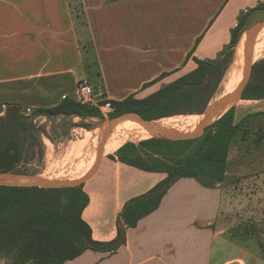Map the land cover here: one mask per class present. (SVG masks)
<instances>
[{
  "label": "crops",
  "instance_id": "0c3cea01",
  "mask_svg": "<svg viewBox=\"0 0 264 264\" xmlns=\"http://www.w3.org/2000/svg\"><path fill=\"white\" fill-rule=\"evenodd\" d=\"M81 1L87 24L80 32L69 0H0V104H17L25 112L54 106L65 96L76 98L77 81L87 71L82 32L92 41L94 80L105 97L143 98L195 68L196 58H216L229 43L240 13L264 3ZM163 72L167 75L143 88ZM258 106L257 112L263 113L264 103ZM251 112L249 105H236L233 122ZM238 132L230 142L233 153L223 181L205 186L192 177L178 179L154 211L135 226L125 227L118 248H88L61 264H264L258 239L245 232L231 235L228 219L222 221L230 207L232 178L258 182L253 197L264 196V145L259 153H249ZM165 176L103 156L96 173L83 185L89 202L82 218L90 225L92 238L114 239L124 204ZM257 215L256 221L262 222V214Z\"/></svg>",
  "mask_w": 264,
  "mask_h": 264
},
{
  "label": "trees",
  "instance_id": "16d2710c",
  "mask_svg": "<svg viewBox=\"0 0 264 264\" xmlns=\"http://www.w3.org/2000/svg\"><path fill=\"white\" fill-rule=\"evenodd\" d=\"M76 1L77 10L74 12L72 0H69L76 25L80 16L86 25L82 1ZM260 8L264 9V3L240 13L236 26L231 30L229 43L216 58H196L195 68L143 98L128 95L121 100L108 99L113 109L111 116L129 113L114 121L126 125L137 124L138 121L127 116L134 113L147 120H156L177 114L202 112L210 101L217 98L214 96L234 56L235 48H238L236 44L244 28L245 17ZM86 45L92 49L89 35L86 42L81 44L82 49ZM166 75V72L161 73L145 83L143 88ZM241 99H264V57L253 63ZM234 108L232 106L209 124L196 138L150 137L141 139L137 144H121L113 154L107 155L110 159H117L145 171L166 173L165 178L148 192L124 204L116 224L117 235L108 242L94 240L90 225L82 218V211L89 202L83 190L84 183L68 187L0 185V264H61L88 248L113 251L124 242L125 227L135 226L138 220L154 211L168 188L178 179L192 177L205 186L223 181L230 142L247 117L235 124ZM74 114L103 117L98 107L81 104L68 96L54 106L31 109L30 114H25L17 104H0V171H19L24 142L33 144L40 140L44 131L34 121L36 117L50 119ZM80 125L89 126L83 121H80Z\"/></svg>",
  "mask_w": 264,
  "mask_h": 264
},
{
  "label": "rangeland",
  "instance_id": "374dc122",
  "mask_svg": "<svg viewBox=\"0 0 264 264\" xmlns=\"http://www.w3.org/2000/svg\"><path fill=\"white\" fill-rule=\"evenodd\" d=\"M72 6H74V12H76V0H72ZM263 19L264 9L260 8L248 13L244 19V28L242 33L239 35L236 47H239L241 43L244 45L246 30L254 23ZM77 23L79 31L81 32L80 29L83 26L82 16L78 17ZM82 37L81 44L83 45L87 40V36L82 32ZM83 50L84 62L87 67L86 76L89 78L92 85L97 87L96 80H94L96 79L95 56L88 45H86ZM252 54V57L257 54L252 59L254 62L264 57V29L256 37ZM241 63H243V59ZM228 79L229 74L225 73L214 98H218L225 92L224 84L228 81ZM260 103H264V99H241L234 105L246 104L249 105V110L252 111L246 118L243 119L242 128H240L238 132V138L246 140V151L248 150L249 153H259L261 150L260 147L264 145V142H262V139H264V112H257L259 109L258 104ZM106 110L107 109L104 108L103 113L100 109L101 115L106 120L114 121L115 119L124 117L123 115L129 114L123 113L111 116L110 112L113 109H110V111ZM30 112L31 111H25V113ZM36 119L37 123L43 129L44 134L41 135L40 140L33 142V144L28 143L27 141L24 142L23 159L19 165V171L17 172L56 179H74L81 177L82 174L85 173V168L89 164L92 156H95L96 147L98 145L100 135L104 131V127H109L108 124H106L103 120L98 119V117H89L86 120H82L77 116H55L50 119L38 116ZM80 121L86 122L89 126H81ZM113 128L115 127L113 126L110 129L111 133L114 130ZM191 130H188V128L184 129V131ZM95 134L97 136H95ZM143 136V134H133L130 135L129 138L122 140V137H116V139L114 137L108 138L102 151L103 156L107 157L108 154H113L119 145H123L126 142H133L137 144ZM79 143L80 146L83 147L80 148L82 151L75 154V147ZM232 153L233 148L229 146L228 156L232 155ZM258 184V182L248 179L244 180L242 178H232L229 182V191L230 194H232L230 197V207L228 212L222 216V221L224 220L225 222V220L228 219V227L231 235L241 232L253 235L256 239H258L260 247L264 251V196H259L258 198L253 197V191L259 188L257 186ZM263 188L264 185L261 189ZM244 193L246 194L245 198L241 195ZM238 197L240 199H238ZM260 202H262V204H260ZM258 213L262 214V222H259L261 224L256 221L258 219Z\"/></svg>",
  "mask_w": 264,
  "mask_h": 264
},
{
  "label": "water",
  "instance_id": "95a60500",
  "mask_svg": "<svg viewBox=\"0 0 264 264\" xmlns=\"http://www.w3.org/2000/svg\"><path fill=\"white\" fill-rule=\"evenodd\" d=\"M264 28V19L254 23L250 28H248L245 32V40L243 45V68H242V76L237 82L236 86L233 88L231 92H228L222 95L220 98L210 101L206 107L202 110V112L198 113L201 115L200 120L195 125V127L191 131L180 130L173 126H166L163 124L157 123L156 120H147L139 115H127L138 121L142 124L147 130L150 136L144 137L142 139L150 138V137H164L168 139H192L200 136L205 128L213 123L215 120L219 119L226 111H228L232 106H234L239 100H241L242 91L245 88L251 74V68L254 63L252 60V51L254 42L256 40L257 35ZM236 59V50L234 56L229 63L226 71L228 72L232 66L234 65ZM186 115V114H185ZM72 116H77L82 120H86L91 116H84L80 114H74ZM98 119L103 120L106 124L109 125L108 128H104L103 133L100 135L98 145L96 147L95 158L94 161L89 168V170L77 179H56V178H48L42 177L39 175L16 172V171H0V185H8V186H38V187H68V186H76L85 183L88 179H90L97 171L100 162L103 157V149L108 138L111 137V128L113 127V120H106L101 116H95ZM161 119V118H160Z\"/></svg>",
  "mask_w": 264,
  "mask_h": 264
},
{
  "label": "bare ground",
  "instance_id": "6f19581e",
  "mask_svg": "<svg viewBox=\"0 0 264 264\" xmlns=\"http://www.w3.org/2000/svg\"><path fill=\"white\" fill-rule=\"evenodd\" d=\"M255 56H253L252 59ZM242 59H243V45L241 43L236 50V59H235L234 65L232 66V68L228 72H226L227 74H229V79L224 84L225 92L222 95H224L228 92H231L233 90V88L235 87V85L237 84V82L239 81V79L241 78L242 68H243V63H241ZM221 96H219L218 98H220ZM218 98H216V99H218ZM200 118H201L200 114H191V115L181 114V115H174V116H170V117L161 118L157 121V123L163 124L166 126H173V127H176L180 130H184L187 128H188V130H191L195 127V125L198 123ZM113 126L115 128H113L114 130L112 131L110 138L114 137L116 139V137H122L121 138V140H122V139L129 138L130 135H133V134H138V135L143 134L144 136L142 138L150 136V134L148 133V130L140 123L133 124V125H126V124H122V123H118V122L114 121ZM95 136H97V135L95 134ZM95 136H94V138H95ZM118 141H120V140H118ZM80 148L81 147H80V143H79L76 146L77 154L82 151Z\"/></svg>",
  "mask_w": 264,
  "mask_h": 264
},
{
  "label": "built area",
  "instance_id": "2783aa9c",
  "mask_svg": "<svg viewBox=\"0 0 264 264\" xmlns=\"http://www.w3.org/2000/svg\"><path fill=\"white\" fill-rule=\"evenodd\" d=\"M75 99L81 104H89L96 106L99 109H101L103 113H104V108L107 109L106 111H110V109H112L108 99L105 97L103 93L102 87L97 86V88H95L87 76H82L78 79L77 95ZM27 111H31V109H28ZM30 113H25V114H30ZM36 118L34 119V121H37Z\"/></svg>",
  "mask_w": 264,
  "mask_h": 264
}]
</instances>
